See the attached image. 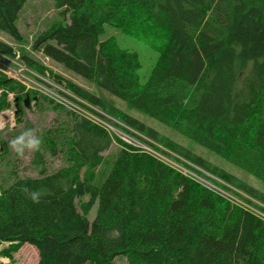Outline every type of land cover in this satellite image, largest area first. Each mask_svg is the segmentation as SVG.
I'll list each match as a JSON object with an SVG mask.
<instances>
[{
    "label": "trees",
    "instance_id": "obj_1",
    "mask_svg": "<svg viewBox=\"0 0 264 264\" xmlns=\"http://www.w3.org/2000/svg\"><path fill=\"white\" fill-rule=\"evenodd\" d=\"M26 1L0 0V31L16 41L22 37L15 21ZM53 1L67 21L40 31L33 51L264 182V0ZM106 25L132 35L150 29L162 35L145 81L136 52L111 37L100 39ZM0 51L15 54L1 40ZM22 58L264 205V193L231 172L30 55ZM0 88L14 92L18 115L26 96L40 110L48 104L63 115L39 133L41 148L31 158L36 174H16L0 187V243L11 250L34 246L37 264H113L118 258L127 264H264L263 218L138 147L117 141L116 155L104 161L113 139L102 127L53 99L24 92L1 71ZM48 156L64 164L50 170ZM101 165L107 170L98 179ZM25 188L48 194L33 203Z\"/></svg>",
    "mask_w": 264,
    "mask_h": 264
},
{
    "label": "rangeland",
    "instance_id": "obj_2",
    "mask_svg": "<svg viewBox=\"0 0 264 264\" xmlns=\"http://www.w3.org/2000/svg\"><path fill=\"white\" fill-rule=\"evenodd\" d=\"M57 20H62L63 22L67 21H64L62 15L60 14V9L55 7L53 0H27L24 3L22 9L19 12L18 18L15 21L22 39L20 41H16L0 31V40L8 44L15 53L14 56H10L8 58L7 62L3 61L1 57L0 66L2 68L4 66L15 67L17 64H21L20 68L22 69L20 70L22 74L32 81V88L28 89L21 82H19L23 86L24 92L34 91L37 94H40V96L50 98V96L55 93L54 91L57 90L54 84L55 81L48 76V74H50L49 71L45 75H43L27 64L25 66L23 63H21L22 61L24 62L22 54H27L52 72L57 73L62 77L76 83L77 85L95 93L108 105H111L117 108L119 111L137 118L145 125L156 129L161 135L168 137L177 144L191 150L193 153L201 156L205 160L211 162L213 165L231 172L245 183L255 187L256 189L264 193V182L260 179L229 163L224 158L220 157L209 149L182 136L181 134L174 131L171 127L164 125L158 120L150 118L142 112L130 107L125 101L114 97L105 91L100 90L93 83L84 80L83 78L66 70L62 65L48 59L41 53L33 51L31 49V44L34 37L40 31L46 29L50 24ZM108 37L113 38L116 43L122 48H126L137 53L141 62L139 76L142 82L145 81L149 75L151 68L153 67L159 56L160 45L163 41L162 35L156 32L154 29L148 30V32L144 35L140 33L132 35L124 33L120 29H116L106 25L103 34L100 36V39H105ZM2 95L5 98L6 103L0 104V119H2L5 125L4 128L0 130V187L2 185L9 184L16 174L19 176L36 174V170L32 167L31 162L32 152L26 151L23 157H18L10 148L9 142L25 129H34L41 137L44 134L39 133L45 132L52 124H54L57 118L63 117V115L60 116L48 104H45L44 108L40 110L35 105V101L31 100L29 97L28 105L25 106L26 109L20 112V115H18L14 92L3 90L0 88V98L2 97ZM66 109L68 110V108ZM101 110L104 113H108L104 109ZM113 117L115 118V120H119L117 117ZM118 149L119 143L114 140L111 148L103 152V160H112L116 155ZM47 163L50 170H55L59 166L64 164L61 157L53 156H48ZM199 168L204 170L201 167ZM106 170L107 168L105 167V165H101L96 172L97 178L101 179ZM204 172L210 174L206 170H204ZM200 175L202 176L203 173H200ZM238 191V189H234L232 191H229L228 194L237 197L242 202L243 200L247 202V197L243 194H240ZM86 199L87 196H83L79 200L85 201ZM258 203L262 204L260 202ZM95 210L96 206H94L88 213L87 216L89 219L93 218ZM11 246L12 245H9V243L6 242L0 243V264H37L38 253L34 246L30 244H24L22 246H19L17 250H11ZM113 264L127 263L125 259L118 258L114 261Z\"/></svg>",
    "mask_w": 264,
    "mask_h": 264
},
{
    "label": "built area",
    "instance_id": "obj_3",
    "mask_svg": "<svg viewBox=\"0 0 264 264\" xmlns=\"http://www.w3.org/2000/svg\"><path fill=\"white\" fill-rule=\"evenodd\" d=\"M1 57L3 61L7 62L10 55H7L0 51V58ZM21 63H23L26 66V63H24L23 61ZM16 66L15 67L4 66L5 68L4 67L2 68L0 66V71L4 73L6 76L15 79L18 82H21L27 89L32 88V81L29 78H26L20 70L22 69L20 68L21 64H17ZM54 84L57 90H55L54 91L55 93L52 96H50L51 99L62 104L64 107L68 108L69 110L78 114L79 116H82L88 119L89 121L102 127L104 130L107 131L108 134H110L113 141L114 140L121 141L122 143L140 148L142 151L149 153L150 155L157 158L158 160L168 165L172 169H175L195 179L197 182L221 194L223 197L229 199L231 202H234L235 204L250 210L251 212L257 214L258 216L264 219V211L258 209L251 202L260 205L261 207H264L263 204H259L255 199H252L251 197H249L248 195H246L241 191L238 192L247 197V202L244 200L242 202L237 197L228 194L229 191H232L236 188H234L229 183L223 181L222 179L212 174H208L204 172V170L200 169L198 166H196L194 163L189 161L181 154L166 147L160 142L147 137L146 135L135 130L128 124L120 120H115L112 114L104 113L101 110V108H99L98 106H95L93 104H90L82 100L80 97L70 92L65 87L63 82L61 83L55 82ZM199 172L201 174L203 173V175L201 176Z\"/></svg>",
    "mask_w": 264,
    "mask_h": 264
},
{
    "label": "clouds",
    "instance_id": "obj_4",
    "mask_svg": "<svg viewBox=\"0 0 264 264\" xmlns=\"http://www.w3.org/2000/svg\"><path fill=\"white\" fill-rule=\"evenodd\" d=\"M4 126V122L0 119V130ZM41 144L42 139L34 129H25L9 142L10 148L18 157H23L26 151L33 154L38 152ZM23 191L33 203H39L41 196L48 194L46 189L29 190L25 188Z\"/></svg>",
    "mask_w": 264,
    "mask_h": 264
},
{
    "label": "water",
    "instance_id": "obj_5",
    "mask_svg": "<svg viewBox=\"0 0 264 264\" xmlns=\"http://www.w3.org/2000/svg\"><path fill=\"white\" fill-rule=\"evenodd\" d=\"M28 105V96H27V98L25 99V106H27Z\"/></svg>",
    "mask_w": 264,
    "mask_h": 264
}]
</instances>
